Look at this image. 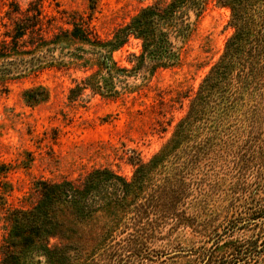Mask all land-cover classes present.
I'll return each instance as SVG.
<instances>
[{
  "label": "trees",
  "instance_id": "obj_1",
  "mask_svg": "<svg viewBox=\"0 0 264 264\" xmlns=\"http://www.w3.org/2000/svg\"><path fill=\"white\" fill-rule=\"evenodd\" d=\"M208 1L155 0L106 41L84 26L86 23H71L72 30L54 35L52 41L33 45V49L24 53L33 55L32 59L25 61L19 57L17 68L8 67L12 52L0 51V84L3 79L15 76L17 70L34 72L46 65L64 63L53 53L67 49L61 44L71 42L80 46L71 53L70 60L81 62L91 51L98 57L101 74L89 76L70 89V103L87 90L117 97L121 94L119 85L127 87L126 79L134 74L168 69L179 62L178 44L193 35L196 23L192 16L198 20ZM217 3L231 10L229 26L234 33L190 99L188 113L179 123L174 139L148 163L131 151L127 162L135 169L132 180L111 169L96 168L79 180L39 182L38 202L10 217L11 227L0 264H64L69 254H84L100 234L94 248L106 256L98 262L155 263V255L168 254L159 248L160 243L181 228H193L208 238L207 243L213 241L210 254L202 257L200 264L259 263L264 252V206L225 208L227 225L222 233L220 226L205 224L213 214L204 205L201 187H215L209 178L214 171L218 142L225 143L232 133L240 140L245 135L246 146L241 147L244 154L238 156L236 164L240 185L247 184L244 176L255 169L260 171L256 183L264 181V129L260 128L258 106L251 103V98L254 103L264 90V0H217ZM35 12L36 15L26 16L18 24L21 38L30 30L24 27L23 20L31 19L35 23L31 28L39 26L41 14L38 9ZM130 39L141 42V53L131 55L132 67L127 69L113 61L111 55ZM2 44L8 47L6 41ZM43 52L51 53V59L35 62V54ZM24 97L29 106H34L47 101L49 93L39 86L26 91ZM247 127L249 131H245ZM247 154L250 155L246 159ZM239 230L254 233L245 242L233 241ZM54 239L59 242L52 245ZM199 254L193 253L198 259Z\"/></svg>",
  "mask_w": 264,
  "mask_h": 264
},
{
  "label": "rangeland",
  "instance_id": "obj_2",
  "mask_svg": "<svg viewBox=\"0 0 264 264\" xmlns=\"http://www.w3.org/2000/svg\"><path fill=\"white\" fill-rule=\"evenodd\" d=\"M154 2L0 0V51L12 52L8 67L17 68L19 57L31 60L33 55L24 53L43 41H52L54 35L72 30L71 23H86L84 26H89L99 39L110 40L140 9ZM37 9L41 14L39 26L31 28L35 23L31 19L23 20L24 27L30 30L21 38L18 24L26 16L36 15ZM230 20L228 7L209 0L198 20L192 16L196 23L193 35L178 44L179 62L168 69L134 74L126 79L127 87L119 85L121 94L114 98L87 90L76 102L70 103V89L89 76L101 74L98 57L91 51L81 62L70 60L71 53L80 46L71 42L61 44L67 49L53 53L64 63L46 65L34 72L17 70L19 74L3 79L4 83L0 84V263L11 227L10 217L16 211L31 209L38 202L39 182L79 180L96 168H108L132 180L135 169L127 162L131 151L148 163L174 139L179 123L188 113L190 99L234 33ZM31 29H35L34 33ZM2 41H6L8 47H3ZM140 53L141 42L130 39L111 56L120 67L131 69V55ZM35 55V62L51 59V53ZM39 86L48 90L49 98L29 106L24 94ZM254 100L253 103L252 97L251 103L258 106L260 128L264 129V90ZM238 139L232 133L225 143L218 142L214 171L209 178L215 187H201L204 205L213 214L205 224L220 226V233L227 225L225 208L264 206V181L256 183L260 171L250 170L244 176L248 185H240L236 164L240 160L238 156L244 154L241 147L246 146L247 138L244 135L242 140ZM249 155L244 157L247 159ZM193 230L179 229L169 240L160 243L159 248L168 254L155 255L156 262L146 264H200L202 257L210 254L213 241L207 243L208 238ZM253 233L239 230L232 240L245 242ZM97 239L84 254L71 253L65 257L64 264H93L94 261L97 262L94 264H104L98 262L106 253L95 250ZM58 242L54 239L51 244ZM195 251L200 252L199 259L193 255ZM258 261L264 264V252Z\"/></svg>",
  "mask_w": 264,
  "mask_h": 264
}]
</instances>
